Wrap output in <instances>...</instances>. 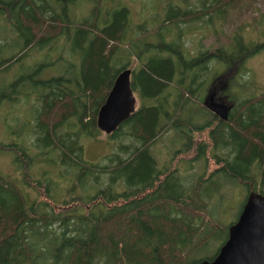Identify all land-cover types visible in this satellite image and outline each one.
Wrapping results in <instances>:
<instances>
[{"label":"trees","instance_id":"1","mask_svg":"<svg viewBox=\"0 0 264 264\" xmlns=\"http://www.w3.org/2000/svg\"><path fill=\"white\" fill-rule=\"evenodd\" d=\"M229 1H154L161 10L135 23L122 0H0V155L14 173H0V264H193L216 255L247 192L264 195V89L243 79L264 37L246 41L237 27L216 49L185 45L189 31L221 27ZM82 3L89 8L74 20ZM8 39L21 43L4 56ZM34 54L37 64L15 70ZM129 68L138 106L106 136L107 152L88 161L96 113ZM228 71L221 120L203 101ZM6 72H16L12 81ZM236 192L245 196L226 226L220 214Z\"/></svg>","mask_w":264,"mask_h":264},{"label":"rangeland","instance_id":"2","mask_svg":"<svg viewBox=\"0 0 264 264\" xmlns=\"http://www.w3.org/2000/svg\"><path fill=\"white\" fill-rule=\"evenodd\" d=\"M117 0H110V3H113ZM164 2L165 0H122L127 7L130 10L131 15L133 16V19L135 23L138 21V14H142V18L150 19L152 14L154 13V9L161 10V6L158 7V4L155 5V2ZM176 2H180L181 0H173ZM193 5L195 4V0H186V4ZM229 3L232 4L230 9L228 10V15L226 16L225 23L221 25V27L218 26L217 21H213V29L209 25H205L203 30H192L187 33V35L184 37L186 46L190 50L195 48L197 41L201 42L203 47H209L210 49H216L222 44L227 43V36L233 32V30L237 27H239L240 34L242 35L243 39L249 42L257 41L261 38L260 36L264 37V0H231ZM180 6L184 7L185 3L180 4ZM152 7V8H151ZM89 8V5L86 3H82L81 6L77 7L74 11H72V18L74 20L80 19L83 15L86 14L87 9ZM140 12V13H138ZM197 25V24H196ZM258 26V28H257ZM258 29V33H257ZM204 35V36H201ZM202 37V39H201ZM259 38V39H258ZM9 40V41H8ZM6 41L7 45H10V49H4L3 54L6 56L7 54H14L17 49L18 45L21 43V41H12L11 39H8ZM64 43V40H60L57 43V46L60 47ZM5 44V41L4 43ZM6 45V46H7ZM5 46V47H6ZM49 63L54 61L58 55H51ZM41 60V57L38 54L32 55L29 59H27L25 62L20 61L14 65L15 70H19L21 66H24L22 69H26V66H33L37 64ZM58 64L55 67V72L57 73ZM244 66L246 70L248 71L247 74L243 76L244 80H251V86L253 88L257 89H264V51H261L259 54L253 56L252 58L245 61ZM35 67V66H34ZM53 67L49 66V68L46 69L45 73L43 74V78H47L49 72H53L51 70ZM130 70V68H129ZM14 71V69L12 70ZM14 73H8L6 72L4 75L7 79H5V82L8 80L12 81ZM230 75V72H225L221 74L216 80L217 83L213 87L212 92L215 93V96L213 97V101L216 104H224L226 106L230 105V103L226 100V95L224 93L225 87H226V78H228ZM136 99L135 108L138 106V101L136 96L134 95ZM27 106V105H26ZM24 106V108L26 107ZM22 111V110H21ZM11 112V111H10ZM23 112V111H22ZM24 113V112H23ZM8 116V122L10 124H13L12 118H14L16 115L14 113L7 114ZM4 114L0 115V141H3L7 137V130L3 129L2 125H4ZM2 124V125H1ZM106 136L103 133L100 132V134L97 137V143H94L97 146H94V144L91 141H87L88 143H83L84 145V158L88 161L96 158V160L105 152H107V140ZM197 138L205 139L204 134H199L195 136ZM104 146V147H103ZM106 147V148H105ZM162 148H163V142H161L158 145V149L155 151L157 154V158L161 162L163 160L162 156ZM109 149V148H108ZM189 158V156H186ZM184 158V156H183ZM95 160V161H96ZM213 169V164L210 162L207 172L211 171ZM198 170L197 168L193 169V171ZM0 173L7 178L14 177L13 169L10 167L8 156L0 155ZM191 173V172H189ZM18 177V175L16 176ZM35 196V194H33ZM245 194L243 193H237L228 195L227 194V200L223 204L225 213L220 214V218L222 223H225L224 225H229L234 219L238 212V206L244 199ZM38 201H45L44 196L37 195ZM56 211V210H55ZM217 250V246H214L207 250L206 252L197 253V258L210 256ZM203 254L205 256L199 255ZM193 259V258H192Z\"/></svg>","mask_w":264,"mask_h":264},{"label":"water","instance_id":"3","mask_svg":"<svg viewBox=\"0 0 264 264\" xmlns=\"http://www.w3.org/2000/svg\"><path fill=\"white\" fill-rule=\"evenodd\" d=\"M213 88L203 105L221 120L226 119L230 105L213 101ZM136 99L130 89V70L124 69L113 81L102 105L95 126L104 135H110L135 111ZM193 264H264V195L247 192L235 221L227 227V237L211 260Z\"/></svg>","mask_w":264,"mask_h":264}]
</instances>
